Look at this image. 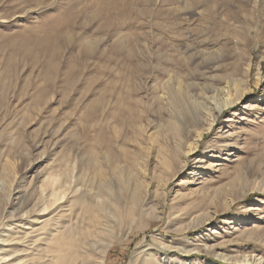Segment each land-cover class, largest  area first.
Instances as JSON below:
<instances>
[{"label": "rangeland", "instance_id": "obj_1", "mask_svg": "<svg viewBox=\"0 0 264 264\" xmlns=\"http://www.w3.org/2000/svg\"><path fill=\"white\" fill-rule=\"evenodd\" d=\"M226 84L244 96L216 122L177 96ZM74 153L137 192L105 264L155 240L173 264H264V0H0V181Z\"/></svg>", "mask_w": 264, "mask_h": 264}, {"label": "bare ground", "instance_id": "obj_2", "mask_svg": "<svg viewBox=\"0 0 264 264\" xmlns=\"http://www.w3.org/2000/svg\"><path fill=\"white\" fill-rule=\"evenodd\" d=\"M232 91L233 86L226 84L209 88L200 100L193 94L177 96L181 102L192 99L198 113L208 111L205 114L211 115L212 121L216 122L224 111L221 103L227 110L244 96ZM180 101L177 100L176 105ZM202 135L203 132L197 134L193 145L186 149V156L197 152ZM90 152V156L85 157L90 159V169L96 167L97 160L107 156L99 157L97 151ZM78 157V153H74L70 158H59L58 168L39 186L36 177L31 178L26 189L21 187L22 180H13L8 186L0 181V264H105L108 248L123 232L124 226L131 225L129 221L134 216V213L126 212L125 206L121 211L119 204L125 196L131 195L135 200L137 192L129 189V183L115 168L109 170L108 181L102 177L101 169L90 171L88 178L84 177L78 166L84 157H79V162L74 161ZM107 184L112 185L114 193L106 200ZM173 242L167 244L155 240L154 245L159 247L156 250L140 242L129 264L178 262L174 258H162L167 256L164 251L176 249L187 253Z\"/></svg>", "mask_w": 264, "mask_h": 264}]
</instances>
